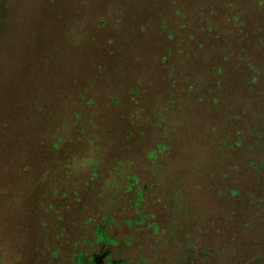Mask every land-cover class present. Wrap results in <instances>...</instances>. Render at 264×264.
Here are the masks:
<instances>
[{
  "label": "rangeland",
  "instance_id": "obj_1",
  "mask_svg": "<svg viewBox=\"0 0 264 264\" xmlns=\"http://www.w3.org/2000/svg\"><path fill=\"white\" fill-rule=\"evenodd\" d=\"M2 5L8 7L0 21V264H72L75 252L96 250L93 230L106 215L125 234L134 213L127 185L152 171L159 206L178 216V227L164 211L161 222L183 229V207L167 204V195L184 194L197 208L209 203L196 142L210 144L224 112L237 110L226 97L232 104L212 111L215 57H238L245 46L264 81L258 42L245 38L242 45L188 27L207 19L230 29L210 14L225 9L224 0ZM241 87L232 84V91ZM127 130L139 135L126 137ZM165 235L132 234L123 258L168 259Z\"/></svg>",
  "mask_w": 264,
  "mask_h": 264
},
{
  "label": "trees",
  "instance_id": "obj_2",
  "mask_svg": "<svg viewBox=\"0 0 264 264\" xmlns=\"http://www.w3.org/2000/svg\"><path fill=\"white\" fill-rule=\"evenodd\" d=\"M224 2L225 9L221 12L211 10L210 14L219 16L231 26L230 29L211 27L207 19L188 27L212 34L215 39L231 37L239 43L252 37L258 42L257 49L262 51L264 59V0ZM7 7H0L1 22ZM239 54L235 58L215 57L219 65L214 66L210 74L216 88L211 91L214 97L212 111L219 112L216 105L221 102L232 104L226 97L237 102V110L224 112L218 136L210 140V144L196 142V150L203 153L194 161L198 160L202 165L198 175L205 178L209 203L197 208L184 194L175 191L171 197L167 195V204L174 203L175 209L181 211L183 207L184 228L174 229L171 226L178 227V216L175 213L170 216L165 208L167 205L159 206L160 198L155 195L159 182H153L154 172L147 173L145 179L135 175V183L128 184L125 191L134 195L129 202L134 213L125 222L128 231L124 234L117 230L109 224L110 218L106 215L93 230L95 241L92 245L98 246L100 251L75 252L72 264H264V81L260 80L262 73L255 65V56L245 46ZM226 60L229 66L225 64ZM232 84L242 87L233 92ZM196 102L199 104L202 99ZM203 132L210 137L212 130ZM128 135L135 138L139 133L127 130L126 137ZM161 146L157 145L149 158H155ZM117 166L114 165L111 171H117ZM163 211L171 226L161 222ZM134 233H143L147 237L167 234L164 244L165 248L171 249V258H157L152 262L148 261L150 258L125 260L124 248L132 241Z\"/></svg>",
  "mask_w": 264,
  "mask_h": 264
},
{
  "label": "flooded vegetation",
  "instance_id": "obj_3",
  "mask_svg": "<svg viewBox=\"0 0 264 264\" xmlns=\"http://www.w3.org/2000/svg\"><path fill=\"white\" fill-rule=\"evenodd\" d=\"M95 248V247H94ZM96 250H95V252L97 253V252H99L100 251V249L97 247V248H95ZM107 264V263H106Z\"/></svg>",
  "mask_w": 264,
  "mask_h": 264
}]
</instances>
